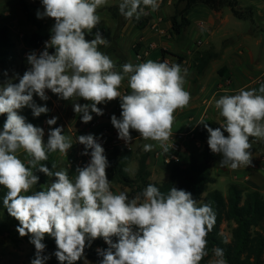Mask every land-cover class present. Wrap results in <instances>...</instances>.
Here are the masks:
<instances>
[{"label": "clouds", "instance_id": "9594fccd", "mask_svg": "<svg viewBox=\"0 0 264 264\" xmlns=\"http://www.w3.org/2000/svg\"><path fill=\"white\" fill-rule=\"evenodd\" d=\"M41 3L43 12L37 11V18L55 20L50 40L39 55H28L31 68L18 83L0 87V114H7L0 131V185L8 190L3 205L19 221V235L30 234L36 250L31 264H45L49 259L43 255L46 234L55 239L54 255L60 264L81 259L85 247L96 238H103L108 245L106 250L97 249L103 257L100 264H199L208 254L206 237L216 222L210 204H198L191 192L175 187L164 194L153 184L132 199L123 191L115 194L106 173L110 165L105 150L93 134L78 137L86 149L83 154L91 150V159L77 168L73 182L66 170L53 172L39 164L48 159L49 152L67 154L71 138L63 134L62 127H55L45 143L44 129L18 113L25 106L36 117L47 113L49 109L35 104L33 96L47 100L46 90H50L63 100L79 97L89 101L73 106L88 123L93 118L90 111L103 115L97 105L119 98L120 118L111 117L118 138L128 143L131 130H135L143 139L158 142L168 153L174 113L187 107L191 99L184 87L187 69L167 61L148 60L138 65L125 63L122 73L115 71L114 61L99 50L101 45L109 46L108 39L98 30L93 39H86V34L100 23L97 9L107 0ZM158 7V0H120L119 11L126 19H139L145 8L156 11ZM49 48L54 52L49 53ZM126 77L131 92L122 95L118 89ZM215 108L224 118L220 127L213 129L201 122L209 134L210 151L222 155V167L249 166V138L264 139V84L258 90L241 88L235 95L221 96ZM57 119L46 123L55 125ZM153 148V144L144 145L145 151ZM21 149L31 157L27 162L31 167L18 158ZM37 165L39 172L56 179L46 190L26 194L39 181L33 171ZM213 251L217 259L212 264H227L223 249Z\"/></svg>", "mask_w": 264, "mask_h": 264}, {"label": "rangeland", "instance_id": "374dc122", "mask_svg": "<svg viewBox=\"0 0 264 264\" xmlns=\"http://www.w3.org/2000/svg\"><path fill=\"white\" fill-rule=\"evenodd\" d=\"M206 1L207 0H196V4L193 5L192 10L186 13L188 3L185 0H161V2L158 0L159 7L156 11L145 8L144 14H142L139 19L135 17L126 19L119 11L120 0H107L105 5L97 9V14L100 16V23L93 29L91 34H86V39L91 40L98 30L102 33L103 37L108 39L109 46L105 47L101 45L99 46V50L108 55L112 60L118 59L115 68L116 71L121 73L122 66H120L119 61L124 56L123 52L125 53L124 57L128 59L133 49H136L137 53H141L140 58L143 62L153 60L157 62L167 61L171 64L169 59L173 57H165L168 52L185 56L186 62L183 64L181 63L180 66L187 69L184 87L185 90L191 94V99L187 107L175 111L172 125V133L190 132L192 135L191 141L187 140L184 142L185 151L182 153L181 162L179 164V166L182 167L187 166L193 156H199L204 149V145H208L207 141L204 143L193 141L202 124L201 122L209 121L220 127L224 121L223 117L219 114V110L215 109L212 112L211 118L208 117L206 120L203 119L194 130L182 126L184 122L183 119L185 118L184 113L192 110L194 97L199 94L196 90L202 75L207 73L210 77L216 79L215 83L212 84L213 86L209 88L210 91L208 90L210 93L213 92V88L215 92L222 91L221 89L225 88V82L227 81L231 82L232 85L227 91L228 95L237 94L240 87L243 88V86H245V90L253 88L258 90L260 85L264 84V36L260 34L264 32V28H262L260 24V21H262L260 17L262 15H258L257 18L251 7L248 5L240 7L238 4L242 12L241 19H238L232 15L228 8L223 7L213 10ZM25 2L36 18L37 11L43 12L42 3H34L31 0H25ZM218 12L222 13V20L225 21L228 16L230 21L229 24H235L236 26L228 25L219 28L217 19L215 18ZM182 18L189 19L190 22H193L192 26L186 27L185 29L180 28L179 25ZM37 19L42 23H50L51 29L55 24L53 18L44 17ZM154 25H157V27ZM173 25H175L174 31L172 30ZM2 26L8 27L9 34L15 43L18 56L12 65L3 68L0 67V87L6 86L9 82L18 83L19 78L23 76L24 72L31 68L27 60L28 55L33 52L39 55L45 48L44 46L40 50H32L24 46L23 38L31 35L36 29L26 20L19 0H0V27ZM163 29L167 32H161ZM142 33L144 37L141 36ZM168 33H170V37ZM51 35L52 32L50 31L48 41ZM120 35H123L125 38H120ZM250 35L255 37L251 38ZM229 46H231L233 54L235 52H241L247 60L249 53L253 57L255 61L254 68H257L259 71H257L256 74L254 73L248 81H242L240 79V82L238 84L236 83L237 80H235V77H240L235 70L237 62L231 58L230 60L232 63L227 62L228 55L225 49ZM142 48L146 50V54H144V51L142 52ZM161 49L163 52L162 56L160 52ZM48 51L49 53H53L54 49L49 48ZM190 51L192 52L191 54H189ZM127 53H129L128 56ZM202 60L209 61L203 66V71L200 73L199 65H201ZM175 64L177 63L175 62ZM134 65L138 64L134 62ZM232 65L235 66L233 69L231 68ZM192 78L193 80H191ZM118 90L122 95L130 94L131 89L128 86L127 77L122 81ZM46 95L48 99L41 100L38 95L34 94L33 100L38 106H46L49 109L47 113H42L40 116L36 117L33 115L32 109L27 106L18 110V113L26 114L29 123L44 129L45 134L43 140L45 143H47L48 132L51 128H63V134L71 138L72 146L67 151V154L58 152L55 155L56 167L54 172L66 170L69 178L74 182L77 176V168L84 167L91 158L90 149L87 150L89 153L88 155L83 154L86 149L83 144L78 142V137L93 132V129H95V127H93V122L96 121L100 115L90 111L93 118L90 122L84 123L82 121V114L76 113L73 106L75 103L83 105L90 103L89 101H85L83 98L73 97L70 100L60 99L59 104H57L54 94L50 90H46ZM220 97L221 95L215 98L218 100ZM117 99L119 100V98ZM104 105H106V103H101L97 105V107L101 109L106 108ZM190 113L191 114L187 115V117L193 116V113ZM120 114L121 108H118V111H113V115L118 119L120 118ZM111 115L112 114L107 111L103 112L102 117L110 119L111 121ZM53 117H57L58 119L55 125L50 126L46 121ZM107 129L110 130L112 135H118L117 130L111 122ZM138 134L139 133L135 130H131L132 138L136 137ZM224 135L227 136L228 134ZM249 139L252 145L250 149L252 162L249 166H241L237 169H231L226 166L222 167L220 165L222 155L214 154L216 161L211 176L215 179V182L209 184V190H218L224 197H227L229 185L234 184L243 189L258 190L264 195V139L256 137H250ZM148 143L156 147L158 145V142L152 140H146L145 144ZM145 144H142L138 152L133 154L132 160L126 167L127 173L131 177L135 175L137 161L140 154L144 151ZM101 145L105 150V155H107L106 152L117 147L104 143H101ZM156 147H154L152 151H149L150 155L147 162L150 172L149 179L152 182L161 183L167 179L170 169L161 166L157 160L152 158L153 152L158 150ZM130 148L132 149V146ZM17 156L26 166L31 167L27 163L31 157L22 149L17 152ZM253 164L257 165V169L252 168ZM55 179V176L49 177L48 184L44 190H46ZM3 187V185H0V188ZM111 189L115 194L121 191H129L126 187L116 182H111ZM32 192H34L33 188L26 194H31ZM232 228L233 224L223 223L221 226V234H223L227 240L231 238ZM35 253V248L23 241L15 245L9 239L0 237V264H31V261L35 258ZM215 259L217 258L210 259L208 264H212ZM79 260L82 264H96L94 261L88 260L84 256Z\"/></svg>", "mask_w": 264, "mask_h": 264}, {"label": "trees", "instance_id": "16d2710c", "mask_svg": "<svg viewBox=\"0 0 264 264\" xmlns=\"http://www.w3.org/2000/svg\"><path fill=\"white\" fill-rule=\"evenodd\" d=\"M31 1L41 3V0ZM185 1L188 3L187 13L192 10L193 5L196 4V0ZM206 2L213 10L225 7L230 10L234 17L238 19L242 17L237 0H207ZM19 3L26 20L36 29L31 35L23 38V44L29 49L40 50L49 39L51 24L39 21L31 12L25 0H19ZM189 24V19L182 18L179 26L185 29ZM172 27L175 29V25ZM134 52L137 53V50L134 49ZM17 56L15 43L9 34L8 27H0V67L12 65ZM177 58V64H181L185 60V56L183 55H177ZM207 61L209 60H202L201 65H199L200 73L203 71V66L208 63ZM20 115L24 116L26 121L29 122L26 114ZM6 119L7 114H0V131H3ZM204 123H207L213 129L218 127L209 121H204ZM224 134L227 133L225 132ZM208 135L202 123L193 141L204 143L207 141ZM58 152H49L48 159L39 162V164L47 166L54 172L55 167L53 168L52 166L55 164V155ZM106 153L110 165L106 169L107 177L111 182H116L126 187L129 191L123 192L127 193L129 199L141 193L147 185L153 184L164 194H167L173 187L189 191L198 204L211 205L216 213V222L212 231L206 237V250L208 254L202 258L199 264H208L210 259L216 258L213 251L215 248L223 249V258L227 264H264V195L258 190L243 189L234 184L229 185L227 197H224L218 190H209V184L215 182V179L211 176V172L216 158L208 145H204L201 154L197 157L193 156L188 165L184 167L179 166L181 154L180 162L168 167L170 169L168 177L161 183L152 182L149 179L150 172L147 163L150 155L149 151L144 150L140 154L134 177H131L126 170L134 154L131 149L115 147ZM38 168L39 165L33 169L34 174L39 176L38 183L33 186L34 192L44 190L49 180V176L39 172ZM7 191L5 187L0 188V237L9 239L15 245L23 241L35 248L30 243V234L24 237L19 235L16 230L19 226V221L11 217L3 205V198L7 194ZM223 223L233 224L230 240H227L221 234ZM113 241L116 242L115 237H113ZM42 242L46 245L43 255L49 257L45 261V264H60V261L54 255L57 251L55 239L46 234ZM107 248L108 245L103 238H96L91 242L90 246L85 247L83 256L88 260L94 261L96 264H100L103 257L98 253L97 249L106 250ZM74 264L82 263L80 260H77Z\"/></svg>", "mask_w": 264, "mask_h": 264}, {"label": "crops", "instance_id": "0c3cea01", "mask_svg": "<svg viewBox=\"0 0 264 264\" xmlns=\"http://www.w3.org/2000/svg\"><path fill=\"white\" fill-rule=\"evenodd\" d=\"M237 1H238V4H239L240 7L245 6V5H248L249 7H251L252 10L255 12V17L258 18V15H262L260 17L261 20H262V21H260V24H261V27L264 28V0H237ZM217 14L218 15H216L215 18L217 19V25H218L219 28H223V27H226L228 25H232V24H229L230 21L228 19V16L226 17L227 19L224 21L221 18V14L222 13L218 12ZM192 23L193 22H190L189 26H192ZM154 26L157 27V25H154ZM232 26H236V25L233 24ZM203 27H204V25H203ZM172 30L174 31L175 29H173V27H172ZM161 32L166 33L167 31H165L163 29V30H161ZM231 32H234V31H231ZM168 34H169V37H170V33H168ZM260 34L264 36V32H261ZM141 36H143V33L141 34ZM121 37L125 38L123 35H120V38ZM250 37L254 38L255 36L253 37V36L250 35ZM139 38H141V37H139ZM251 41L253 42L252 39H251ZM143 51H144V54L147 53L144 48H142V52ZM225 51H226V54L228 55V57H227L228 61L227 62L232 63L230 58L234 59L237 62V67H236L235 70H236V73H238L239 77H240V78H238V77L236 78L235 77V80H237L236 81L237 84L240 82V79L242 81H245V80L248 81V79L251 78V76L254 75V73L256 74V72L259 71L257 68H254L255 61H254V59H253V57L251 56L250 53H249L248 60H247L242 55L241 52H237V53L235 52L233 54V51L231 50V46L226 48ZM160 52H161V56H162L163 55L162 49L160 50ZM191 53L192 52L190 51L189 54H191ZM123 54L125 56L124 52H123ZM128 54L129 53H127V56H128ZM129 55H131V56H129L128 59H127V57H124V56H123L124 58L123 57L121 58V60L119 61L120 62L119 63L120 66H122L125 63H131L133 65H134V62H136L137 64L143 63V60H141V58H140L141 57V53L140 54L136 53V52H134V49H133V51H131V54H129ZM168 56H171V57L174 58V59L173 58L169 59V62L171 64H173L175 62L177 63L178 58H177L176 54L168 52L165 57H168ZM113 61H114L115 65L117 66L116 63L118 62V59L117 60L114 59ZM185 62H186V58L182 62V64L185 63ZM234 67L235 66H233V65L231 66L232 69ZM114 70L116 71V68ZM191 80H193V78ZM215 81H216V79H214L213 77H210L209 74H207V73L202 75V78L200 79V81H199V83L197 85V90H196L199 94L194 97V104L192 106V110L190 111V112L193 113V116L187 117V115H190L191 113L190 112L184 113L185 118L183 119L184 122L182 123V126H184L187 129H193V130L195 128H197V126L199 125V123L203 119L206 120L208 117L211 118L213 110L216 109L215 108V101H216L215 97L216 96H220V95L221 96L228 95L227 91L232 86L231 82H230V85L228 86V88L225 87V88L221 89L222 91L215 92L214 88H213V90H212L213 92H211V93L208 92L209 88L211 86H213L212 84L215 83ZM244 87L245 86H243V88ZM240 89H241V87H240ZM208 93H210V94H208ZM104 106L106 108H102V111L103 112H107L108 111V112H110L113 115V111H118V108H120V99L119 100L118 99H114V100L106 103V105H104ZM194 114H195V116H194ZM112 115H111V117H112ZM110 122H111L110 119H105L104 117H102V115H100V117L96 121L93 122V124H94L93 127H95V129H93V132L87 133V134H93L94 136H96L97 141L101 138L102 142L104 144H110L112 146H118L120 143L125 142L124 140L119 139L118 135L103 136L102 130L104 128H106V127L108 128ZM173 133H176V132H173ZM87 134H85V135H87ZM145 143H146V140L143 139L139 134L136 137H133L130 142H128L130 147L132 146V149L131 148L130 149L134 153L139 148H141L142 144H145ZM154 147H156V146H154ZM156 148L158 149L159 145H157ZM152 158H153V154H152Z\"/></svg>", "mask_w": 264, "mask_h": 264}, {"label": "built area", "instance_id": "2783aa9c", "mask_svg": "<svg viewBox=\"0 0 264 264\" xmlns=\"http://www.w3.org/2000/svg\"><path fill=\"white\" fill-rule=\"evenodd\" d=\"M229 85H230L229 81L225 82V87H228ZM54 97H55L56 103L59 104V100L61 98H59L58 95L56 94H54ZM102 134L103 136H108V135L113 136L110 130L107 128L102 130ZM191 139H192V135L190 132L172 133L171 138L167 142L168 147H169V152L164 153L163 150L159 147L158 150H156L153 153V159L157 160L161 166L166 167V168L170 167L171 165L175 163H179L180 155L185 151L184 142L187 140H191ZM98 142L100 144L103 143L101 138L98 140ZM117 147L120 149L122 148L130 149V145L126 142L120 143ZM90 159L87 161V163L90 161ZM252 168L257 169V165L253 164Z\"/></svg>", "mask_w": 264, "mask_h": 264}]
</instances>
